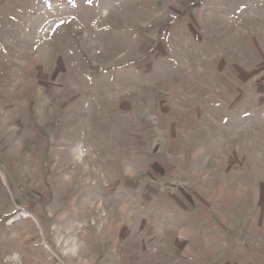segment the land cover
Masks as SVG:
<instances>
[{"label": "rangeland", "instance_id": "1", "mask_svg": "<svg viewBox=\"0 0 264 264\" xmlns=\"http://www.w3.org/2000/svg\"><path fill=\"white\" fill-rule=\"evenodd\" d=\"M0 264H264V0H0Z\"/></svg>", "mask_w": 264, "mask_h": 264}]
</instances>
